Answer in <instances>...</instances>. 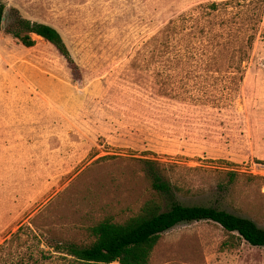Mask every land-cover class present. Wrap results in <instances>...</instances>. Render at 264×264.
Masks as SVG:
<instances>
[{
  "label": "rangeland",
  "instance_id": "obj_1",
  "mask_svg": "<svg viewBox=\"0 0 264 264\" xmlns=\"http://www.w3.org/2000/svg\"><path fill=\"white\" fill-rule=\"evenodd\" d=\"M0 1L5 256L63 264L57 244L89 241L101 216L148 196L145 159L175 165L178 201L264 228V0ZM18 16L56 27L74 63L36 34L32 48L16 40ZM227 237L179 223L150 264H264V247L222 249Z\"/></svg>",
  "mask_w": 264,
  "mask_h": 264
},
{
  "label": "trees",
  "instance_id": "obj_2",
  "mask_svg": "<svg viewBox=\"0 0 264 264\" xmlns=\"http://www.w3.org/2000/svg\"><path fill=\"white\" fill-rule=\"evenodd\" d=\"M208 6L210 9H217L218 4L213 2ZM4 10L5 5L0 1V29ZM14 20L13 27L8 32L22 45L34 47L36 40L31 34H36L70 63H74L70 50L56 27L22 16ZM144 162L145 177L150 183L148 196L135 204H127L101 216L88 227L89 241L57 244L56 251L61 253L57 259L64 260L63 264H150L162 233L179 223L200 220L213 221L227 232L228 237L223 241L222 249L237 247L242 241L252 246L264 247V228L254 219L218 206L184 204L178 201L176 193L183 190V185L178 183V179L172 181L168 173L175 165L152 159H145ZM229 175L230 181H234L235 171H229ZM23 228L20 227L6 241L8 245L18 237ZM5 247L0 248V264H40L54 258L43 249L38 251L37 256L34 251L28 254L24 252L20 258L10 252L5 256Z\"/></svg>",
  "mask_w": 264,
  "mask_h": 264
},
{
  "label": "water",
  "instance_id": "obj_3",
  "mask_svg": "<svg viewBox=\"0 0 264 264\" xmlns=\"http://www.w3.org/2000/svg\"><path fill=\"white\" fill-rule=\"evenodd\" d=\"M6 11H7V9L4 10V14H3V18H2V26H1V28L5 25V22H6Z\"/></svg>",
  "mask_w": 264,
  "mask_h": 264
}]
</instances>
